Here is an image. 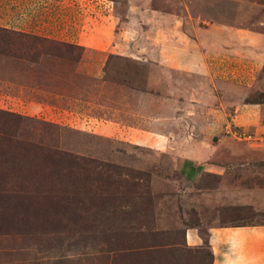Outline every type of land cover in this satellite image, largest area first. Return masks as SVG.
<instances>
[{"label": "rangeland", "instance_id": "374dc122", "mask_svg": "<svg viewBox=\"0 0 264 264\" xmlns=\"http://www.w3.org/2000/svg\"><path fill=\"white\" fill-rule=\"evenodd\" d=\"M139 3L0 0V264H211L182 227L157 226L166 205L187 224L200 212L182 205V180L164 179L179 178L164 137L142 130L147 68L106 48L124 31L138 49L148 39L125 24ZM153 3L264 29V0ZM246 100L264 102V67ZM248 142L218 150L222 172L195 183L214 202L201 208L207 222L264 223V138Z\"/></svg>", "mask_w": 264, "mask_h": 264}, {"label": "crops", "instance_id": "0c3cea01", "mask_svg": "<svg viewBox=\"0 0 264 264\" xmlns=\"http://www.w3.org/2000/svg\"><path fill=\"white\" fill-rule=\"evenodd\" d=\"M137 1L138 14L128 12L125 24L136 21L148 39L138 49L124 31L123 44L106 48L135 55L147 68L136 97L145 117L142 130L164 137L160 146L179 177L164 179L182 180L186 186L176 189L182 205L200 212L198 224H187L185 210L180 216L174 205H166L157 212V226L182 227L184 244L206 245L211 264H264V223L207 222L201 208L210 209L214 202L204 188L195 189L203 173L224 169L213 161L218 150L232 151L237 141L264 138V102L246 100L264 67V29L168 10L153 0ZM152 66L154 88L149 83ZM232 130L248 136L232 140Z\"/></svg>", "mask_w": 264, "mask_h": 264}, {"label": "built area", "instance_id": "2783aa9c", "mask_svg": "<svg viewBox=\"0 0 264 264\" xmlns=\"http://www.w3.org/2000/svg\"><path fill=\"white\" fill-rule=\"evenodd\" d=\"M232 133L238 138H241V137H244V136H248V135L243 134V133H241V132H239L237 130H232Z\"/></svg>", "mask_w": 264, "mask_h": 264}, {"label": "trees", "instance_id": "16d2710c", "mask_svg": "<svg viewBox=\"0 0 264 264\" xmlns=\"http://www.w3.org/2000/svg\"><path fill=\"white\" fill-rule=\"evenodd\" d=\"M211 253V252H210ZM211 261H212V253H211Z\"/></svg>", "mask_w": 264, "mask_h": 264}]
</instances>
